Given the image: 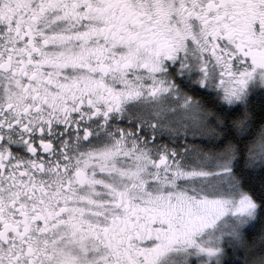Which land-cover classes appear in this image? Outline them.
Listing matches in <instances>:
<instances>
[{
  "label": "snow or ice",
  "instance_id": "snow-or-ice-1",
  "mask_svg": "<svg viewBox=\"0 0 264 264\" xmlns=\"http://www.w3.org/2000/svg\"><path fill=\"white\" fill-rule=\"evenodd\" d=\"M0 264H264V0H0Z\"/></svg>",
  "mask_w": 264,
  "mask_h": 264
}]
</instances>
